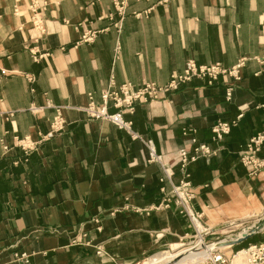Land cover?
I'll list each match as a JSON object with an SVG mask.
<instances>
[{
    "label": "crops",
    "instance_id": "0c3cea01",
    "mask_svg": "<svg viewBox=\"0 0 264 264\" xmlns=\"http://www.w3.org/2000/svg\"><path fill=\"white\" fill-rule=\"evenodd\" d=\"M29 1L0 0V264H18L16 251L29 252L30 264H139L192 238L174 201L164 206L181 179L174 157L193 148L192 138L214 151L189 165L206 225L222 232L231 221L259 220L264 143L254 152L261 167L242 156L264 133V0H129L120 22L114 0H40L47 26L41 37ZM148 9L147 16L133 14ZM87 31H96L93 41L82 40ZM32 50L43 56L36 60ZM242 57L231 100L232 79L223 75L213 84L193 79L125 113L173 165L171 179L147 161L141 140L82 110L88 93L99 102L112 78L118 85L165 84L189 59L231 66ZM56 105L74 108L63 111L65 130L41 141ZM218 121L236 123L215 138ZM24 137L39 141L29 154L17 145Z\"/></svg>",
    "mask_w": 264,
    "mask_h": 264
},
{
    "label": "built area",
    "instance_id": "2783aa9c",
    "mask_svg": "<svg viewBox=\"0 0 264 264\" xmlns=\"http://www.w3.org/2000/svg\"><path fill=\"white\" fill-rule=\"evenodd\" d=\"M168 1L170 0H162L163 3ZM128 5L129 0H114V12L118 15L119 22L129 14ZM43 6L40 0H30L28 3L33 28L38 32V36L40 37L47 33ZM149 13L150 10L148 9L142 12H134L133 14L136 17H141L147 16ZM112 15L113 14H109V17L112 18ZM96 34V31H87L83 34L82 40L87 42L93 41ZM32 53L36 60L43 56L41 54L38 55V53L33 50ZM246 61L247 58L242 57L238 59L234 65L225 66L221 62L199 64L195 60L189 59L186 61L184 69L181 72L173 73L169 81L165 84L147 81L141 85H135L130 81H126L118 85L112 78L107 87L101 91L99 102L92 93H88L87 104L82 107V110L90 119L108 121L118 128L127 131L134 139L141 140L149 151V158L147 161L150 163H158L163 168L165 176L171 179L173 175V165L166 161L164 156L157 151L153 140L144 139V137L133 129V121L126 119L124 116L125 113H134L138 104L161 100L169 93L179 90L182 85L193 79H206L209 84H213L223 75L229 76L232 79V84L226 91L227 100H231L234 86L242 80L241 70L246 64ZM259 61L264 62V56L260 57ZM26 76L29 81L34 80L33 75ZM53 107L55 109V115L51 121L50 131L42 137L41 141L63 132L67 126L63 111L64 109L74 108L69 105H56ZM235 123V121H218L215 123L212 126L215 138H222L224 135L228 134ZM188 132L187 129H184L185 134ZM191 141L194 144L191 150L184 147L180 148L174 157V163L179 167L181 179L178 183L172 184L170 193H166L164 206L168 207L170 201L173 200L178 211L186 215L189 219L194 228L193 237L198 240L201 237L205 238L206 235H214L218 232L213 231L206 225L203 212L195 208L194 200L196 192L191 180L189 165L199 157L212 155L214 151L208 144H197L196 138H192ZM38 143L39 141H32L30 137H24L18 139L17 145L20 146L25 153L29 154L37 148ZM263 143L264 133L254 137L249 144V149L252 153H247L242 156L243 163L254 164L257 167H261L263 162L258 161L254 152L257 151L259 145ZM4 148L8 149V146L4 145ZM160 180L164 181V177L160 178ZM163 191L165 192L164 189ZM238 225L239 223L236 221L227 223V227L229 228H235ZM232 236L233 234L230 235V238H233ZM223 239L224 237L218 236L213 239L212 242L222 241ZM208 243L210 242L208 241ZM244 251L246 264H264V242L250 244ZM14 257L18 264H30L32 255L26 251H16ZM207 264H234V261L222 248H216L208 257Z\"/></svg>",
    "mask_w": 264,
    "mask_h": 264
},
{
    "label": "bare ground",
    "instance_id": "6f19581e",
    "mask_svg": "<svg viewBox=\"0 0 264 264\" xmlns=\"http://www.w3.org/2000/svg\"><path fill=\"white\" fill-rule=\"evenodd\" d=\"M252 231V230H251ZM250 231L244 233H236L233 234L232 237H240L245 233H249ZM231 239L230 235L224 237V240ZM180 243H175L169 246L170 251H162L155 253L154 255L147 258L143 264H191L193 262H200L201 260L207 259L211 252L216 248H222L226 250L231 245H221L219 246L218 242H206L203 237L199 238L194 244L189 245V247L174 252L178 247H180ZM243 252H240L235 255L234 264H243ZM245 263V262H244Z\"/></svg>",
    "mask_w": 264,
    "mask_h": 264
},
{
    "label": "rangeland",
    "instance_id": "374dc122",
    "mask_svg": "<svg viewBox=\"0 0 264 264\" xmlns=\"http://www.w3.org/2000/svg\"><path fill=\"white\" fill-rule=\"evenodd\" d=\"M263 217H264V213L262 214V216L259 218L258 221H260ZM258 221H256L255 223H257ZM255 223H253L251 225H244V226L238 225L235 228L224 227L223 230H222V232H218V233H216L214 235L213 234L206 235L204 239L207 242L208 241L209 242H212V240L215 239L218 236L223 238V237H226V236L231 235V234H236V233H241V232L244 233V232H247V231H251L252 229H254V224ZM263 233L264 232H260V233L258 232V233H256V236L254 238H248V239L244 240L243 242H241L239 244H236V245H233V246L227 248L224 251L226 252V254L228 256L231 257V259L233 261H234V258H235V255L236 254H238L240 252H243L242 253V255H243V257H242L243 258V264H246V263H244L245 262V251L244 250L250 244H256V243L264 242V237L262 236V235H264ZM193 235H194V233H193ZM196 241H197V239H195L192 236V238L187 239L184 242H180V244H181L180 247H178L174 252L179 251V250H182V249H185V248L189 247V245L194 244ZM162 251H170L171 252L172 250H170L169 247H166V248H163V249L157 251L156 253L162 252ZM153 254H155V253H152L148 257L152 256ZM143 261L141 263H139V264H143ZM207 261H208V258L207 259L205 258L204 260H201L200 262L199 261L198 262H193L191 264H207Z\"/></svg>",
    "mask_w": 264,
    "mask_h": 264
},
{
    "label": "water",
    "instance_id": "95a60500",
    "mask_svg": "<svg viewBox=\"0 0 264 264\" xmlns=\"http://www.w3.org/2000/svg\"><path fill=\"white\" fill-rule=\"evenodd\" d=\"M263 229H264V217L260 221L254 224V229H252V231H250L249 233H245L240 237H233L231 239H227L224 241H218V244L219 246L224 245V244L233 246V245L239 244L243 242L244 240L252 237L253 235H255L256 233L260 232Z\"/></svg>",
    "mask_w": 264,
    "mask_h": 264
}]
</instances>
